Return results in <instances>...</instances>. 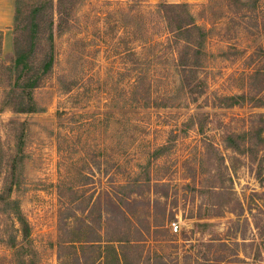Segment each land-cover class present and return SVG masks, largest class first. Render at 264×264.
Listing matches in <instances>:
<instances>
[{"label":"rangeland","instance_id":"obj_1","mask_svg":"<svg viewBox=\"0 0 264 264\" xmlns=\"http://www.w3.org/2000/svg\"><path fill=\"white\" fill-rule=\"evenodd\" d=\"M21 1L17 43L12 20L0 62L12 66L16 46L32 61L52 44L53 64L33 92L37 112L0 105V168L19 161L12 198L31 227L28 243L0 217V264H58L60 212L97 224L102 241L127 240L120 264H264V0L187 3L207 34L196 102L169 44L166 0H73L61 26L57 0ZM10 73L0 66V101ZM229 134L249 156L228 148ZM97 252L78 255L117 264Z\"/></svg>","mask_w":264,"mask_h":264},{"label":"trees","instance_id":"obj_2","mask_svg":"<svg viewBox=\"0 0 264 264\" xmlns=\"http://www.w3.org/2000/svg\"><path fill=\"white\" fill-rule=\"evenodd\" d=\"M73 0H57V16L58 25L61 26L64 16L68 15L67 9L72 7ZM21 0H15L14 16H13V31L14 40L17 43V31L19 27V20L22 14ZM187 3H167L162 1L160 3L161 11L167 22L169 34V44L173 45L177 53V67L180 71V78L184 89L186 90L189 99L196 102L199 98L206 94V84L202 77L204 70L203 66V46L207 38L205 30L198 26L192 15L187 10ZM173 23L178 27L173 29ZM3 31H0V55L2 48ZM38 47L35 50V58L32 61H25L19 49L15 48V58L12 66L4 65L0 62V66L9 70L11 78V86L4 89L3 97L0 101L1 109H8L14 114H29L35 113L38 106L33 97V92L40 88L43 81L51 73L53 64V47L45 49ZM226 102L220 104H213V108H222L238 105L245 99L244 96H231L223 98ZM10 123H16L11 119ZM198 133L203 135L202 128H198ZM258 138L263 141L261 133ZM242 136L229 134L225 141L228 148L240 155L249 156L247 148L244 144L240 145ZM2 162L0 160V166ZM19 161L15 158L9 157L10 168L5 171L0 168V217H6L11 222L13 229L20 234L23 241L30 243L31 227L21 211L20 204L17 200L12 198L13 189L18 186L22 174V170L18 172L17 166ZM3 169V171H2ZM3 174V177L1 176ZM258 183L264 185V177L262 174L256 176ZM61 200V195L58 194ZM83 215V214H82ZM71 219H74L73 221ZM97 224L87 223L86 217L73 213V216L63 215L60 212L58 224V264H85L81 260L78 253H84L87 248L98 250V254L106 251L112 252L116 257L117 264L123 260L120 259V250L123 246L129 245L127 240L119 238L117 240L102 241V237L97 232ZM12 247H15L13 244ZM73 250L72 257L61 256L62 251ZM102 252V253H101ZM102 257V256H101ZM104 257V256H103ZM102 257V258H103ZM94 264H103L99 258Z\"/></svg>","mask_w":264,"mask_h":264},{"label":"crops","instance_id":"obj_3","mask_svg":"<svg viewBox=\"0 0 264 264\" xmlns=\"http://www.w3.org/2000/svg\"><path fill=\"white\" fill-rule=\"evenodd\" d=\"M198 0H166L167 3H191ZM14 16V0H0V31L11 25ZM11 38L3 33L2 52L10 49Z\"/></svg>","mask_w":264,"mask_h":264},{"label":"built area","instance_id":"obj_4","mask_svg":"<svg viewBox=\"0 0 264 264\" xmlns=\"http://www.w3.org/2000/svg\"><path fill=\"white\" fill-rule=\"evenodd\" d=\"M170 227H171L172 232H174V233L177 232V230H178V225H177L176 222H171V223H170Z\"/></svg>","mask_w":264,"mask_h":264}]
</instances>
